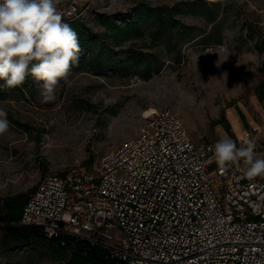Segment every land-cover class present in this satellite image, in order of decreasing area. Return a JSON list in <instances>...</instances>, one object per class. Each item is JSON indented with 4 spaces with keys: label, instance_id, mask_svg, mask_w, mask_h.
<instances>
[{
    "label": "rangeland",
    "instance_id": "374dc122",
    "mask_svg": "<svg viewBox=\"0 0 264 264\" xmlns=\"http://www.w3.org/2000/svg\"><path fill=\"white\" fill-rule=\"evenodd\" d=\"M80 4L88 6L82 22L97 36L99 49L119 59L101 75L83 64L73 65L52 102H42V82L8 91L0 88V109L10 122L9 130L0 135V203L19 194L28 196L45 175L92 174L102 154L134 136L142 113L151 107L177 115L198 146L214 147L225 136L237 147L246 146L247 132L257 156L264 157V100L255 95L264 82V53L256 49L264 39V0ZM137 4L170 9L180 23L178 30L187 28L193 37L181 40L178 30H169L165 39L151 40L149 28L141 27L140 38L113 44L97 19L121 24ZM127 49L148 56L132 59L121 54ZM141 60L145 63H133ZM0 264L61 263L29 244L0 243Z\"/></svg>",
    "mask_w": 264,
    "mask_h": 264
},
{
    "label": "built area",
    "instance_id": "2783aa9c",
    "mask_svg": "<svg viewBox=\"0 0 264 264\" xmlns=\"http://www.w3.org/2000/svg\"><path fill=\"white\" fill-rule=\"evenodd\" d=\"M82 5L56 7L70 22L84 19ZM188 133L168 109L144 116L92 174L43 176L13 225L122 264H264V179L244 177L242 160L219 168L213 146Z\"/></svg>",
    "mask_w": 264,
    "mask_h": 264
},
{
    "label": "clouds",
    "instance_id": "9594fccd",
    "mask_svg": "<svg viewBox=\"0 0 264 264\" xmlns=\"http://www.w3.org/2000/svg\"><path fill=\"white\" fill-rule=\"evenodd\" d=\"M58 3L59 0H0V88L21 86L30 76L42 82V102L55 100L57 85L67 80L81 52L78 34L62 22ZM9 126L6 111L0 109V135ZM245 143L237 147L230 137L221 138L211 149L215 163L223 169L242 160L244 177H264V157L257 156L253 141Z\"/></svg>",
    "mask_w": 264,
    "mask_h": 264
},
{
    "label": "trees",
    "instance_id": "16d2710c",
    "mask_svg": "<svg viewBox=\"0 0 264 264\" xmlns=\"http://www.w3.org/2000/svg\"><path fill=\"white\" fill-rule=\"evenodd\" d=\"M171 10L165 7H149L144 5H135L131 16L124 18L121 24H114L110 19H97V23L105 30L106 36L116 43V41H130L142 36L141 27L149 28V39L161 36L165 39L169 30L180 29L178 20L173 19ZM78 34L81 52L79 53L78 64L88 67L91 73L101 75L109 68L115 66L119 55H114L110 51H102L98 47V38L95 33L87 28L82 21L66 22ZM181 40L191 39L193 33L187 28L178 30ZM205 41V39H203ZM99 49V50H97ZM259 54L264 53V39L257 45ZM126 57L137 59L147 57L148 54H135L127 49L124 53ZM134 61V60H132ZM133 63H145L144 60ZM118 66V65H116ZM260 73L264 74V60ZM36 81L28 77L22 85H32ZM3 84V81H0ZM16 88V87H15ZM8 91L10 88H4ZM255 95L259 101L264 100V82L260 83L255 89ZM4 94L0 92V100ZM34 190V189H33ZM32 190V191H33ZM31 191V192H32ZM30 195V194H29ZM28 195V196H29ZM28 196L19 194L7 198L0 203V243L3 247H9L12 244H29L43 251L49 252L61 264H122L115 259L109 258L103 250L90 246L88 243L80 240H70L64 246H61L57 240L48 239L43 234L42 229L37 227H22L13 225L19 221L22 209L27 202Z\"/></svg>",
    "mask_w": 264,
    "mask_h": 264
},
{
    "label": "bare ground",
    "instance_id": "6f19581e",
    "mask_svg": "<svg viewBox=\"0 0 264 264\" xmlns=\"http://www.w3.org/2000/svg\"><path fill=\"white\" fill-rule=\"evenodd\" d=\"M155 111H156V109L151 107V108L147 109L144 113H142L143 116H141V117L143 118L144 116H149L150 114H154Z\"/></svg>",
    "mask_w": 264,
    "mask_h": 264
}]
</instances>
